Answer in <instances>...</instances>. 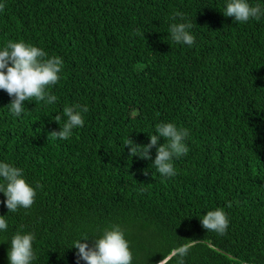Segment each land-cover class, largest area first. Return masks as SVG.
<instances>
[{"label": "trees", "instance_id": "16d2710c", "mask_svg": "<svg viewBox=\"0 0 264 264\" xmlns=\"http://www.w3.org/2000/svg\"><path fill=\"white\" fill-rule=\"evenodd\" d=\"M228 2L0 0V50L23 40L63 60L46 89L53 104L33 98L17 117L0 89V162L22 169L37 193L9 212L0 192V264H10L18 231L34 234L31 264H86L74 242L92 247L114 225L132 264H178L171 253L182 245L184 264H264V15L236 22ZM248 3L264 10V0ZM173 23L193 25L191 47L172 40ZM75 105L89 109L84 125L53 138ZM161 122L189 130L174 177L156 171V147L142 159L125 146L148 144ZM217 208L224 235L201 224Z\"/></svg>", "mask_w": 264, "mask_h": 264}, {"label": "clouds", "instance_id": "9594fccd", "mask_svg": "<svg viewBox=\"0 0 264 264\" xmlns=\"http://www.w3.org/2000/svg\"><path fill=\"white\" fill-rule=\"evenodd\" d=\"M5 5L0 3V11ZM224 15L234 17L236 22L245 23L250 18L260 20L264 15L260 5L251 6L248 0H229ZM183 19L184 14L176 12ZM193 25L191 23H173L169 32L173 41L183 43L191 47L195 43V37L188 31ZM63 68V60L59 56H48L42 48L21 41L8 40L3 49L0 50V89L6 91L12 101L9 104L14 116H20L24 111L25 101H44L53 104L57 97L50 94L46 89L57 84ZM87 105H75L65 107L63 112L66 117L59 131H52L53 138L68 140L73 129L82 127L84 119L82 113L88 111ZM60 115L55 116V121H61ZM156 135H151L150 142L146 145H138L132 139L125 142L130 146V156H139L142 159H151L150 150L156 147V157L153 165L156 171L165 177H174L177 173L174 167V158H180L189 151L184 143L189 136L187 128H178L172 122H161L156 125ZM160 137L166 142L159 144ZM145 171V175H147ZM0 179L5 181L0 184V192L6 196L3 203L9 212H15L19 208H30L37 195L36 190L23 176V170L6 162H0ZM42 187V186H40ZM231 207V202L228 203ZM202 227L207 231L224 235L229 226V220L225 211L221 208L207 211L201 218ZM8 223L5 216H0V230H7ZM35 239L33 233L17 232L11 238V247L8 251L10 264H31L36 256L33 252L32 242ZM87 241L88 236L83 238ZM73 247L77 251V259L86 264H132L133 255L129 248V242L119 225L105 229L103 235L95 238L92 247L87 242L77 240ZM190 245H182L174 249L171 256H179L178 264H184L183 257L188 254ZM170 258V257H169ZM169 258H164L159 264H167Z\"/></svg>", "mask_w": 264, "mask_h": 264}]
</instances>
